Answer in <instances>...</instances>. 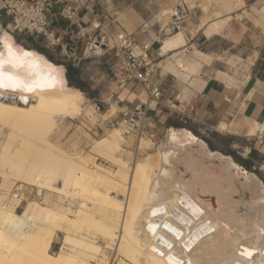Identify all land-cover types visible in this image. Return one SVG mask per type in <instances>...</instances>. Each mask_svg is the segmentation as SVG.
I'll return each instance as SVG.
<instances>
[{"label": "bare ground", "instance_id": "1", "mask_svg": "<svg viewBox=\"0 0 264 264\" xmlns=\"http://www.w3.org/2000/svg\"><path fill=\"white\" fill-rule=\"evenodd\" d=\"M171 34L160 54L184 43L182 30ZM87 100L63 65L0 27V184L9 192L23 181L58 202L47 195L44 204L6 202L0 194V264H109L107 250L117 251L119 264H264V183L255 173L241 174L230 155L186 128L163 131L157 150L133 165L117 153L124 139L117 126L86 154L62 149L52 136L59 120L93 115ZM248 121L252 133L261 126ZM56 232L63 236L52 253Z\"/></svg>", "mask_w": 264, "mask_h": 264}, {"label": "crops", "instance_id": "2", "mask_svg": "<svg viewBox=\"0 0 264 264\" xmlns=\"http://www.w3.org/2000/svg\"><path fill=\"white\" fill-rule=\"evenodd\" d=\"M238 1L86 0L85 6L79 8V16L83 27L92 28L99 35L115 34L124 29L133 34L138 42L150 44L148 52L153 59L166 56L160 60L158 68L168 71H156L157 81L165 91V99L179 101L177 107L185 109L198 124L216 126L236 118L244 123L255 120L261 125L256 133H264V5L261 8L262 18L255 23L251 19H236L242 10V7H236ZM176 2L185 3L191 11V18L182 30L184 43L160 54L161 37L171 32L169 19L160 21L159 18ZM59 6L60 3H56L55 10ZM160 8L163 10L157 19L156 12ZM192 19L198 23L188 27ZM51 21L53 27L64 34L75 29L73 23L58 15L53 16ZM212 21L225 22L220 31L206 35L203 27ZM6 23L7 17L0 10V27L3 30H7ZM97 23L100 29L93 28L92 24ZM189 31L194 34L188 38ZM12 35L15 41L22 43L15 34ZM113 58L114 51L110 50L100 59L101 66L93 68L91 80L101 73L93 85H100V80L108 82L109 72L106 70L110 68ZM241 62L244 66L240 65ZM177 63L186 70L179 68ZM101 87H106V83L102 82ZM105 98L102 100L107 101ZM163 119L172 122L176 118L166 113ZM254 142V147L259 145ZM261 147L264 153V144Z\"/></svg>", "mask_w": 264, "mask_h": 264}, {"label": "rangeland", "instance_id": "3", "mask_svg": "<svg viewBox=\"0 0 264 264\" xmlns=\"http://www.w3.org/2000/svg\"><path fill=\"white\" fill-rule=\"evenodd\" d=\"M240 5L239 7H242V10L240 11V15H236V19H251L253 22L256 23L259 21L260 18H262L263 10L261 11V8L264 5V0H247L243 1V4L241 3ZM162 10V8L157 10V18L160 12H162ZM167 19H169V13L165 16H162V18H160L159 20L163 21ZM197 23L198 22H195L192 19L188 22V27L189 25L194 26ZM192 34L194 33L190 31L187 32V37L189 38ZM165 36L161 37V39H163ZM17 38L19 41L22 42L21 44L25 47L35 49L38 52L43 53L51 61L63 65L65 67V72L66 68H69L71 78L76 82L83 83L82 88L80 89L83 90L86 98L89 99L87 100L88 108L90 107L89 104L91 103V99H104L106 97L105 99L107 100V103L102 107L100 112L96 111L93 107V115H83L79 119L76 118L72 120H59L58 128L55 130L52 136H54L53 141L60 143L58 145L61 148L63 147L64 149L70 152L77 149V151L79 152L82 151V154L88 153L91 142L103 138L104 136H106L105 133H108L114 129V127L107 128L106 126H104L103 119L105 117L110 116L112 114H116V110L125 109L126 107L132 108L135 105L144 104L149 101L147 95L139 84L133 81H122L120 76L118 77L114 75V72H116L115 69L117 66H119L120 61L115 57L113 58L112 64L110 65L111 69L109 68L106 70L107 72H109V76L107 78L108 82L100 80V85H93L94 81L101 77V73H98L94 77V80L90 79L91 75L93 74V68L101 66L100 60L90 61L89 59H87L84 63L80 64L79 66H74L68 62L63 61L60 57L50 53V51L42 47L32 46V44L29 41L24 40L22 36H17ZM153 38H156V36L153 35ZM165 57L166 56H161L154 60L157 63ZM113 64H115V66L111 67L113 66ZM240 65L244 66V63L241 62ZM161 70H163V72L168 71L160 67L158 68V73H160ZM102 82L106 83V87H101ZM116 101H118V105L115 104ZM153 105L154 102H152V106ZM162 109L163 111H167L166 108L162 107ZM74 124H80L79 132H73L72 127ZM170 127L186 128L190 130L197 138L204 140L208 145L209 149L213 151H219L225 155H230L234 159V161L237 162V164L239 165V172L241 174L255 173L259 177V179L264 183V171L260 167L261 163L264 161V153L262 152L263 147H261L260 144L254 147L255 139H252V135H255L256 132L252 133L254 128L248 120L246 123H244L242 120L236 118L231 122H223L222 125L219 124L213 126V128H209V126L198 124L192 121L182 122L175 119L172 122H168L167 120L162 119L161 121H156L154 127H146L141 136H139V134H137L135 130L127 134L123 133L122 129H119L124 139H120L117 142L119 144L117 146V153L119 154V156L127 160L130 165H133L137 160H143L147 154L154 153L157 150V146H159V144L161 143V140L163 139L166 130ZM150 134H153V138L151 139L149 137ZM140 138H143L141 140V143ZM57 139L59 142L56 141ZM137 146H139L140 150H137L136 152ZM250 146L251 149L249 148ZM245 148H248V151H246ZM236 157H238L239 159L237 160ZM98 162L106 163L101 159H99ZM242 178L243 176H241V179ZM12 182L14 184L7 182L10 184V186L12 184L11 189L9 188L10 190H8L9 192H7V190L3 191L5 190L4 186L7 187L8 185H6V182L4 183V185H1L3 184V182H1L0 184L1 186H3V188L0 186V194L2 193L7 197L9 196L6 202H8V199L10 200L13 197L14 199H20L22 204H24L29 199H33L36 202L41 203L43 200L46 199L45 195L48 196V200L51 198L50 201L52 200V203L56 202V193L54 192H46L45 190H43L42 194H38V189L36 186H32L29 188L28 185L23 181ZM6 192L8 194H5ZM15 193H17L18 195L17 197H14ZM57 196H59L58 193ZM119 197L124 198V196L122 195H119ZM65 202H68L66 198L61 203ZM74 204L76 205V203H73V208L75 207ZM21 210L22 208L18 209L19 212ZM62 236L63 234H61V232L55 233L53 243L49 248L50 252H57L60 247ZM100 243L102 242L100 241ZM105 252L108 261L107 263L113 260L114 264H117V262L119 264L121 256L118 255L116 250H108ZM17 264H20V262H18Z\"/></svg>", "mask_w": 264, "mask_h": 264}, {"label": "built area", "instance_id": "4", "mask_svg": "<svg viewBox=\"0 0 264 264\" xmlns=\"http://www.w3.org/2000/svg\"><path fill=\"white\" fill-rule=\"evenodd\" d=\"M85 2L86 0H0V10L7 17L6 27L9 32L22 36L32 46L42 47L74 66L84 63L87 59L100 60L110 50L114 51V57L120 60L114 75L120 76L122 81L139 84L149 101L132 108L116 110V114L105 117L103 124L107 128L117 126L127 134L135 130L141 136L146 127H154L156 121H161L166 113L182 122L197 123L185 109L177 107L179 101L165 99V91L156 78L158 65L148 52L150 44L138 42L133 34L124 29L118 30L115 34L99 35L92 28L83 27L79 8L85 6ZM56 3H60L57 10H55ZM57 15L73 23L75 29L64 34L53 27L51 18ZM190 18L191 11L185 3L176 2L170 6L168 22L170 32L175 33L185 29L186 22ZM92 26L94 29L101 28L99 23ZM225 86L228 87L226 84ZM90 101L98 112L107 103L102 99ZM152 102H154L153 106ZM115 104L118 105V101ZM162 107L167 111H163ZM209 128L213 126L210 125ZM149 137L153 138V134ZM252 137L256 143L264 144L263 132H257ZM137 150H140L139 146L136 152ZM17 196L15 193L14 197ZM135 229L139 231L138 227ZM112 263L113 260L109 262Z\"/></svg>", "mask_w": 264, "mask_h": 264}, {"label": "trees", "instance_id": "5", "mask_svg": "<svg viewBox=\"0 0 264 264\" xmlns=\"http://www.w3.org/2000/svg\"><path fill=\"white\" fill-rule=\"evenodd\" d=\"M69 70H70L69 68H66V72H65V75H66V78H67V80H68V83H69L70 85H74V86H76V87H78V88H82V83H80V82H76V81H74V80L71 78V76H70V71H69ZM236 159L238 160L239 158L236 157Z\"/></svg>", "mask_w": 264, "mask_h": 264}, {"label": "flooded vegetation", "instance_id": "6", "mask_svg": "<svg viewBox=\"0 0 264 264\" xmlns=\"http://www.w3.org/2000/svg\"><path fill=\"white\" fill-rule=\"evenodd\" d=\"M241 165V164H240ZM242 166V165H241Z\"/></svg>", "mask_w": 264, "mask_h": 264}]
</instances>
